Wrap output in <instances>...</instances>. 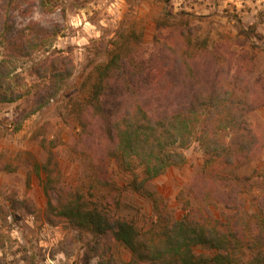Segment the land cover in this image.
Segmentation results:
<instances>
[{"label": "rangeland", "instance_id": "obj_1", "mask_svg": "<svg viewBox=\"0 0 264 264\" xmlns=\"http://www.w3.org/2000/svg\"><path fill=\"white\" fill-rule=\"evenodd\" d=\"M43 2L42 8L41 0H27L12 12L16 30L35 22L55 31L47 45L49 53L70 55L75 69L58 95L32 112L38 95L49 83L30 73L31 58L22 59L17 62V71L25 81L18 84L26 89V96L16 102H0V264H99L100 256L92 251L97 238L90 230L74 227L66 218L52 215V221L48 219L49 201L56 203L57 197L53 189L47 190L48 184L79 190L89 205L108 207L111 213L125 216L144 230L157 220L154 197L161 199L176 218L183 217L188 206H197L196 193L201 187L196 180L205 169L206 159L198 141L185 150L184 165L170 166L138 192L134 190L135 176L140 174L139 180L143 176L135 163H131L134 172L115 158L110 159L107 169L98 168L104 151L99 139L104 134L84 106L95 67L108 60L120 29L135 27L144 32L146 58L156 52L157 36L167 37L169 44L181 42L178 30L157 28L156 20L164 13L187 12L192 25L200 27L195 34L200 76H213L217 64L231 67L232 72L242 71L253 84L260 106L250 120L259 137V148L244 163L221 166L215 162L209 168L227 177L225 189L248 179L245 183L250 190L243 192L246 203L242 221L248 229L255 223L264 225V0ZM206 40L209 54L201 49V42ZM49 53L42 51L33 60H43ZM0 55H4L1 45ZM153 95V111L159 112L184 105L188 91L167 87ZM159 97L161 100H156ZM82 117L91 121L89 125H83ZM91 130L94 136L88 134ZM212 211L223 220L230 209L219 202ZM110 247V254L118 260L131 258V251L123 244L112 241ZM104 251L102 248L99 253ZM194 251L208 259L216 253L203 245Z\"/></svg>", "mask_w": 264, "mask_h": 264}, {"label": "trees", "instance_id": "obj_2", "mask_svg": "<svg viewBox=\"0 0 264 264\" xmlns=\"http://www.w3.org/2000/svg\"><path fill=\"white\" fill-rule=\"evenodd\" d=\"M26 2H0V45L4 47V55H0V102H16L26 96V89L18 84L25 78L17 71V62L31 58L30 73L49 83L35 102L32 112H37L58 95L75 65L70 55L49 53L47 45L55 31L35 22L16 30L12 12ZM41 5L43 8V0ZM156 26L178 30L181 42L169 44L167 37L157 36L156 52L146 58L142 49L144 32L135 27L120 29L108 60L95 67L84 106L104 134L99 139L104 151L97 166L103 171L115 158L133 172L141 167L143 177L139 180L140 174H136L134 181V190L141 192L147 182L170 166L184 165L185 150L198 141L206 159L205 169L196 180L201 187L196 193L197 206H188L183 217L176 218L161 199L154 197L157 220L144 230L125 216L111 213L108 207L89 205L81 191L53 183L47 190L53 189L57 197L56 203L54 199L49 201L48 219L51 222L52 215L66 218L74 227L90 230L97 238L92 251L100 256L99 264H264V225L255 223L248 229L242 221L246 203L243 192L250 190L245 183L248 179L225 189L227 177L209 168L215 162L221 166L244 163L259 148V137L250 120L260 106L253 84L242 71L232 72L231 67L216 63L213 76H200V48L195 36L200 27L192 25L189 13H164ZM207 41L201 42V49L209 54ZM42 51L49 54L34 61ZM167 87L186 88L187 102L171 110L153 111V93ZM82 122L86 126L91 121L82 117ZM88 134L95 135L92 130ZM219 202L230 209L223 220L212 211ZM112 241L131 251L128 261L110 254ZM198 245L216 253L209 259L198 256L194 251ZM102 248L105 251L99 253Z\"/></svg>", "mask_w": 264, "mask_h": 264}]
</instances>
